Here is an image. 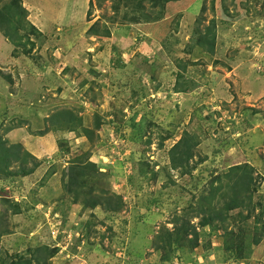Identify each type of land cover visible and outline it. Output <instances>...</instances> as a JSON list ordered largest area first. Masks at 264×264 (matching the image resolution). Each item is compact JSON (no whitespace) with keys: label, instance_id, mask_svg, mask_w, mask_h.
<instances>
[{"label":"rangeland","instance_id":"374dc122","mask_svg":"<svg viewBox=\"0 0 264 264\" xmlns=\"http://www.w3.org/2000/svg\"><path fill=\"white\" fill-rule=\"evenodd\" d=\"M60 111L74 121L53 125ZM184 133L180 175L168 151ZM0 139L20 146L6 159L0 143V264H264L258 208L224 227L194 217L234 166L264 196V0H0ZM77 160L97 168L75 201ZM88 191L122 210L84 208Z\"/></svg>","mask_w":264,"mask_h":264},{"label":"trees","instance_id":"16d2710c","mask_svg":"<svg viewBox=\"0 0 264 264\" xmlns=\"http://www.w3.org/2000/svg\"><path fill=\"white\" fill-rule=\"evenodd\" d=\"M172 1H179V0H164L165 3ZM157 19L158 18H156V20ZM208 31L209 28L206 29L205 31L206 36ZM204 43L205 41H201L202 45ZM206 51L210 55L214 53V37H211V42L208 45ZM180 92H182V90H180ZM52 119L53 121L51 123H53V125L55 126L56 125L66 126L74 121L73 115L65 111H60L59 113L55 114L54 116H52ZM60 126L56 127L57 130L60 129ZM99 126H100V120H96L94 124V130H98ZM84 132H86V130H84ZM195 141L191 135H189L188 133H184L181 139L171 147V149L168 151V160H169L170 169L172 171H176L180 175H185L189 173L188 166H189V162L192 160V158H194V148H196ZM0 143L2 144L1 153H3V156L6 159H7L6 157L7 154H13L18 156L17 154H19L20 152L19 145H12L11 147H7L5 141H1V139H0ZM23 156L24 157H22L20 161L19 168L21 175L27 176L30 174L31 171L35 170V167L38 166V162L29 153H24ZM29 163H31L33 167L32 169L27 170L26 164ZM96 168L97 167L87 162V160H82L81 162L77 160L76 162L68 166V174H67L68 184L66 185V190L71 195L72 194L74 195L75 201L79 200L81 195V190L79 189L80 190L79 191L77 190V188L82 187L83 182L87 176V173H89L90 171H95ZM247 170H250L251 172L250 167H248L245 164L234 166L230 172L234 173L235 176H230L228 173H226L225 175H220L215 177L210 182L209 189L207 191L208 198L206 199L205 203L202 206L198 205L194 213L195 215L194 217H200L202 215V218L200 219V223H199V226L201 228L211 227V225L215 221H219L224 227L226 223V217L228 216L229 213H234V212H236V218H240L242 222H244L245 220H249L251 218L250 214L255 210H257V208L260 214L264 216V196L257 195L258 202L255 205L253 204L252 194H254V192L251 189V186L253 185V179L252 176L248 172H246ZM63 176L65 177L64 174ZM89 191L86 194L88 198L85 201L82 200L84 204V208H88V206L92 208L99 207L103 209L104 212L106 211L108 213H116L122 210L123 201L120 198V196L112 195L106 192L91 197V193L89 194ZM17 212H19L18 205L15 214ZM256 219L257 218L255 217L254 221H256ZM235 223L239 224L240 222L235 221ZM183 227L185 226L183 225L181 229ZM214 228L216 229V227ZM181 229L175 227L174 229L175 234H173L174 239L178 240L177 238L180 237L179 234L180 232H182ZM236 229L237 230L235 233L234 231L230 232L229 237L237 236V237H241L242 240H245L243 237L244 233L246 232L244 223H242L239 228L236 227ZM164 234L168 237L167 242L169 245L171 242L170 240L172 239V235L169 232H165ZM191 234L193 235L196 244L198 239V233H196L194 227L191 230ZM260 242H261L260 239H255L252 242V245L257 246L260 244ZM40 251L41 249H39L36 252L40 253ZM239 251H242V247H240Z\"/></svg>","mask_w":264,"mask_h":264}]
</instances>
